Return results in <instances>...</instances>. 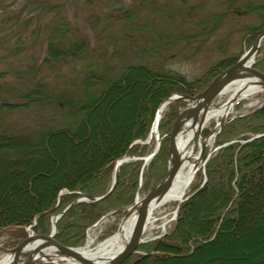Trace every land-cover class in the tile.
Wrapping results in <instances>:
<instances>
[{
  "label": "trees",
  "instance_id": "obj_1",
  "mask_svg": "<svg viewBox=\"0 0 264 264\" xmlns=\"http://www.w3.org/2000/svg\"><path fill=\"white\" fill-rule=\"evenodd\" d=\"M74 1L24 0L19 10L11 13L10 8L15 2L0 0V47L6 50L8 59L26 52L16 66L11 65L14 69L0 73V244L3 246L19 244L25 238L24 228L31 226L37 216L34 230L46 233L51 215L59 214L79 196L93 198L105 195L110 189L116 161L124 155L140 157L148 152L149 145L135 142L145 140L149 135L159 104L175 93L196 95L235 63L233 60L219 61L206 70L203 78L188 81L180 72L165 65H127L115 57L118 63L113 66L107 63H113V58L101 62L99 56L88 61L91 50L87 34L80 31L67 14ZM89 2L91 0H86V5ZM152 7L156 12L155 6ZM245 8L247 10L241 9V6L231 7L235 9L234 14L244 15L249 10L260 19L258 26L246 28L243 38L246 47H249L264 31V4ZM176 13L183 14V10H175L171 16L167 13L165 17L175 18ZM83 19L86 22L91 20L90 17ZM142 28L133 20L128 27L124 26L117 32L120 33L119 40L130 47L127 60L142 52V43L134 35L136 32L144 34ZM126 30L128 33L122 36L121 32ZM29 36L44 39L42 59L36 58L33 52L27 53L33 44L30 48H23ZM179 37L176 36L175 40ZM116 38L113 46H116ZM169 39L172 40V36L164 39L162 34L157 35L154 43L161 46L157 47V55L165 54L164 58L169 55L165 52V42H170ZM69 63H73L71 68L77 74L72 81L67 75L70 71L67 73L62 67ZM254 66L264 73V46ZM58 68L62 72L42 76L44 70L54 72ZM11 78L17 86L10 84L8 80ZM129 78L130 88L125 93L131 94L137 110L130 117L131 122L125 131L114 129L116 143L111 145V140L107 139L110 133L106 123L108 113L116 110L117 95L124 92L120 87ZM18 83L24 85L21 90ZM11 98L17 104L12 105ZM180 103H170L158 125L160 136L165 135L166 139L142 174L141 190L147 192L152 189L167 173L168 135L177 118ZM106 107L105 115L102 111ZM32 111L37 112L42 120L23 128L17 122V114ZM64 141L71 151L80 150L71 157L74 170L70 171V166H65V169L62 166L65 170L62 178L61 175L53 176L45 184L42 179L37 184L40 179L36 177L37 173L45 163L55 169L60 165L59 160L55 159V162L54 158L58 150L61 155L64 154L61 148ZM89 142H94L95 147L88 149V153L85 151L84 155ZM224 143L230 144L210 154L204 165L206 182L203 185L202 172H197L196 182L190 187V193L194 194L182 203L168 235L162 240L142 244L140 252L123 264H174L195 256H200V259L193 264H236L219 257L225 254L222 249L225 242L221 241L231 236L233 239L226 244L227 247L232 244L243 246L261 237L264 233V104L247 114L227 117L213 144L219 147ZM142 163L131 160L122 164L117 185L105 199L71 206L58 220L57 241L66 246H82L88 229L105 214L131 205L135 193L139 191ZM55 178L57 181L53 180ZM34 179H37L36 182H33ZM151 184L154 185L150 187ZM9 190L15 192L18 200L12 208L6 207L5 195ZM21 190L31 193L27 196L28 203L20 200L23 196ZM62 191L65 193L57 206ZM247 225L253 230L247 236H253L249 239L241 235ZM6 233L7 238H4ZM219 243L220 247H217Z\"/></svg>",
  "mask_w": 264,
  "mask_h": 264
},
{
  "label": "rangeland",
  "instance_id": "obj_2",
  "mask_svg": "<svg viewBox=\"0 0 264 264\" xmlns=\"http://www.w3.org/2000/svg\"><path fill=\"white\" fill-rule=\"evenodd\" d=\"M9 1L10 3L15 2V4L10 8L11 13H13V11H18L21 4L24 5V0H20L18 2H16V0H9ZM259 3L264 4V0H229V2L228 0H91V3L89 2L88 5H86L87 4L86 0H79V1L76 0L74 1L73 4L69 6L67 14L70 20L73 21L74 25L79 27L80 31H83L87 34L86 36L89 39L88 45L91 50L90 51L91 55L88 56V61L91 59L96 60V58L99 56L101 62L113 58L112 60L113 63L107 61L109 65H113V66H117L116 64L118 63L117 61L114 60L115 57L120 58L121 61H123L127 65L147 64L149 66H154V67H160L161 65H165L166 68L180 72L182 75L186 77L188 81H193L199 78H203L204 75L206 74V70H208L210 66L214 65L219 61L233 60L237 62L238 58H241L243 53L247 51L249 47H251L253 43L249 47H246L243 37H245L244 35L246 33V28L258 26L260 24V19L254 16V14H251L249 10L245 12L244 15L234 14L233 11L235 9L232 10L231 7L241 6V9L247 10L245 6L252 7L255 4H259ZM141 4L143 7L140 6ZM149 6H151L152 9L149 8ZM152 6H155V9L157 10L156 12L153 10ZM175 10L178 11L183 10V14L176 13L175 18H170L169 16L165 17L168 15L167 13H170V16L174 15L173 13L175 12ZM87 17L91 18L89 22H86L83 19ZM128 17H132V18H128ZM133 20H134V24L143 27L142 30L144 34H141L140 32H136L134 34L135 37L139 40V42L142 43V47H140L142 52H139V55H137L136 57L127 60L126 57L128 55V52L130 51V47L125 45L126 43L125 41L119 40L120 33L117 32L123 29L124 26L128 27L131 21ZM106 27H108V29H106ZM14 30L15 28L12 31ZM121 33L123 36L124 34L128 33V30L124 31V33L123 32ZM159 34H162V37L164 39L165 37L170 38L172 36V40L170 39L168 40L170 42H165V47L167 48L165 52L169 54L167 55L166 58H164L166 56L165 54L161 55L158 53L157 55L156 52L158 49L157 47H161L159 45L156 46V44L154 43V39ZM176 36L178 37L181 36V38L179 37L176 41L175 40ZM26 38L27 36L25 37V39ZM115 38H116L115 40L116 43L114 44H116V46H113L112 42ZM14 44L15 42L12 44V46H14ZM31 44H33V47H31ZM44 46H45L44 39H40V38L35 39V37L29 36V39L25 40L23 48L31 47V50H28L27 53L29 54L33 52L36 54V58L40 57V59H42L41 57H43L44 55ZM24 55H26V52L22 53V55L16 58L12 57L8 59L6 57L8 56L6 50L4 51V49L0 47V73L6 72L8 69L10 70L11 65L16 66L17 62L22 60ZM72 65L73 63H69L65 66H62L67 73L70 71L67 75L69 77V80L71 81L75 80L77 76L75 71H73V69L71 68ZM253 67L255 68V66ZM11 69L14 68L12 67ZM57 72H62V70L60 68L56 69V71L54 72H50V70H44L42 76L48 77L49 74L52 75V73H57ZM8 81L10 82V84L12 83L14 84V86L16 85L15 80H12V78ZM130 84H131V78H129L125 83H122L120 88L124 92L121 93L120 95H117L118 99L115 106L116 110L108 113L109 117L107 118L106 123L108 125L107 128L110 133L107 139L111 140L110 142L111 145L116 143L113 134L114 129L115 131L116 130L125 131L127 125L129 124V122H131V120L129 121L130 117L134 115V112L137 110V106H136L137 104L133 103L131 94L125 93V91H129ZM22 86L24 85L18 83V87L20 90L21 88H23ZM175 94H179V93H175ZM227 98H228L227 94L218 96L217 98H215L214 101H212L211 106L215 108L220 107L226 102ZM10 102L12 103V105L17 104V102L12 101V98ZM186 104L187 103L185 102L183 105L179 107L178 113L179 111L183 110ZM263 104H264V91L261 92V94L255 95L251 99L239 100V102H237L234 105L235 110L233 111V115L247 114L249 110L252 109L254 110L256 108H259ZM249 106L251 108H247ZM32 112L33 113L30 112L23 115L22 113L25 112L17 114L16 117L18 119L17 122L21 123L23 128H28L29 125H32L42 120V117L39 116L37 112L35 111ZM102 112L106 115L107 107L106 110ZM117 112H119V115H117ZM214 122L215 121L212 120L209 123L207 129L203 131L204 134L210 133L214 129V127L216 126V123ZM160 135L161 133L159 132V137L162 144L163 140L166 139V136L165 135L160 136ZM213 143L214 142H212V144L207 147L206 153L204 154L205 158H207L208 156L210 158L211 156L210 154H212L217 150V147L213 146ZM97 146H99V144ZM153 146L154 144L149 145V150L144 156H140V157L134 156L131 158L146 157L152 152L154 148ZM93 147H95V143L89 142L88 146L84 149L83 152L84 155H86L85 151L86 153H88L89 152L88 149H91ZM61 148L63 150L62 153L64 154L61 155V153L58 150L54 158V160L57 159L60 162V165L57 167V169H55L53 166L52 168L49 167V165H47L44 162L45 165L42 167V170L39 173H37L36 176L40 178L38 179L39 182H36L37 179H34L33 182L40 184L42 179V183L45 184L53 176L56 177L58 175L59 176L61 175L60 178H62L63 172H65V170L63 171L62 169L63 168L65 169V166H70L69 168L70 171L74 170L73 167L74 160L72 159L73 158L72 155L75 156L77 153L80 152V150L71 151V148L66 141H64ZM169 148H170V136H169ZM103 149L104 148H102L101 151H103ZM168 156H169V149H168ZM68 160L70 162H68ZM168 160H167V169H168ZM82 162L84 163L83 160ZM62 166L63 168H61ZM200 166L201 167L200 169H198V171L201 170L203 175L205 173V166L203 165ZM53 180L57 181V178ZM111 180H110V186L112 184ZM195 182H196V177L194 178L192 185H194ZM205 182H206V176L203 175V181L201 185H203ZM153 185L154 184H151L150 187ZM139 190H140L139 192L135 193V197L132 200L133 203L136 200H138V198L142 199L148 193V191H150L148 190L146 192L145 190H141V189ZM22 191L23 190H21V192ZM190 191L191 189H189V191L186 193L184 197L185 200L183 202L188 200L189 197L193 196L194 193L193 192L190 193ZM30 194L31 193H29L28 191H23L21 193V196L22 195L23 196L22 199L20 200L24 201L25 203H28L27 196L28 197L31 196ZM59 194H60L59 196H61V193ZM14 195L15 192L12 193L10 190L8 194L5 195V198L8 203L6 206L7 208H12L14 204L17 203L18 200H16ZM177 206L178 205L175 202L169 203L163 206L162 208L158 209L154 213V218L157 219L155 220V227L148 226L146 231H144L145 239L143 240L142 244H148L150 242L162 240L164 237L168 235L174 222H176L175 219L178 218L180 209L178 208L179 210H177L176 209ZM66 208L61 210L59 213H62L64 210H66ZM122 208H118L111 212H108L97 223H95L92 227H90L87 231L85 242L90 236L93 239L92 246L96 247L103 241L115 235L116 232H118L122 224V221L126 219V215L128 212L127 210L121 211L120 209ZM53 216L54 214H52L49 219V226H48L49 228H47L46 233H39L34 229L27 232L28 227H25L24 228L25 231L23 230L25 233V238L28 237L31 231H33L35 234H45V235L50 234L51 233L50 225H52L51 218ZM38 218L36 219L35 217L34 219V223L36 221V225L38 223ZM199 218L200 217H198L197 219ZM167 220L169 221V223L166 224L164 229H162L163 224L165 223L164 221ZM242 230L243 231L241 232V235L245 239H249L253 237V236L247 237L248 235H251L253 232L252 228L249 227L248 225ZM3 236L4 238H7V233ZM232 239L233 238H231L230 236L228 238H225L224 241H221L223 243L225 242L224 244L221 243L222 246H224V248L222 249H224L225 254L219 257L226 258L228 261H232L233 263L236 264H264V233L261 234V237L259 238L256 237L253 239L252 242L250 243L248 242L243 246H240L239 244H232L230 247L228 245L229 247L228 248L226 244L231 242ZM1 245L2 244H0V246ZM17 245L18 244H13L10 246L2 245L1 247L10 249L16 247ZM83 246L84 245L74 248H81ZM216 246L220 247V243L217 244ZM139 252L140 250L138 249L137 253ZM6 254L7 253L3 251V249H0V259H2ZM59 255L63 257H68L67 255L64 256L61 253ZM27 256L28 254H23L20 259L24 260ZM198 259H200V256H195L194 258H191L189 260H182L179 262H175L174 264H193L196 261H198ZM43 264H52V263H43ZM60 264H67V263L61 262Z\"/></svg>",
  "mask_w": 264,
  "mask_h": 264
},
{
  "label": "bare ground",
  "instance_id": "obj_3",
  "mask_svg": "<svg viewBox=\"0 0 264 264\" xmlns=\"http://www.w3.org/2000/svg\"><path fill=\"white\" fill-rule=\"evenodd\" d=\"M252 68V60L250 59L246 64L244 70L242 71V74L239 79L231 83L227 88L222 90L221 94L222 95H228L227 100H231L232 98H238V99H251L255 95L261 94L263 92L262 86L257 84V79L253 71L250 69ZM197 95V94H196ZM194 96V95H193ZM226 100V102H227ZM224 103L220 107H212L209 108L207 112H205V117L202 120V123H194L192 119L188 120L185 115L182 116L181 118V124H179L178 129L176 133L174 134L172 138L173 144L171 145V158H170V164L172 165L176 161H181L183 163V166H181L180 171L178 172L177 176L174 177V181L171 185V187L168 189V191L165 193L164 196H155L154 199L151 201L150 208H149V214L147 216V226H152L155 227V220L154 218V213L165 206L166 204L169 203H176L177 205L184 199L186 193L189 191L193 181H194V176H196L195 173V165L198 164L199 160V152H200V147L201 144L206 145L209 144L210 146L212 142L215 140V137L217 136H212L210 139H206L207 136H210V133H213L211 131L210 133H207L206 137L203 136V131L207 129V126L209 123L214 120L216 124L220 122L222 118H227L230 115H233L234 105H232L230 102ZM247 108H251L250 106ZM168 105H165L160 108L158 112V120L155 121L154 117V125H151L153 129L158 127L157 131L159 133V126L160 122L163 118V114L167 111ZM156 115V114H155ZM200 115H203V110H201ZM159 125V126H158ZM221 130V129H220ZM218 131V133L220 132ZM151 133V131H150ZM149 133V134H150ZM153 133V132H152ZM171 133V132H170ZM217 133V134H218ZM149 136V135H148ZM202 136V137H201ZM147 137V136H146ZM198 137H201V141L198 144ZM259 136H255L254 138H257ZM205 138V139H203ZM148 139L149 143H146L147 145L154 144V148L150 154L153 153L155 146L157 145L158 140L156 139V135L152 134L151 139L150 137L146 138L145 140H139L135 143H141L144 144L143 142ZM161 142V141H159ZM234 142V141H233ZM232 143V142H230ZM230 143H224V145L219 146V148L223 146H227ZM161 148V144L159 146ZM159 148V150H160ZM158 150V152H159ZM156 153V155L158 154ZM149 154V155H150ZM147 155L146 157H148ZM155 155V156H156ZM154 156V157H155ZM123 157H129V155H124ZM121 157V158H123ZM141 157V158H133L131 160H140L142 161V167H141V176H140V182H139V189H142V174L145 171V169L149 166L150 163H146ZM119 160V159H118ZM130 160V161H131ZM129 162V161H128ZM124 164V163H123ZM116 165V164H115ZM122 166V165H121ZM115 169V168H114ZM114 174V172H113ZM138 189V190H139ZM140 191V190H139ZM138 191V192H139ZM67 192V191H66ZM62 195L65 193V191L61 192ZM61 195V196H62ZM85 195L79 196L77 199L73 201V203L76 200L82 199L80 202H89L86 201L84 198ZM60 200L58 199L57 206L59 205L61 201V197L59 196ZM97 198V197H93ZM140 200L138 198L137 200V206L132 210L131 214L129 217H127L124 221H122V224L116 232L115 235L111 236L107 240L103 241L96 247L92 246L93 239L89 236L87 241L83 244L84 246L81 248H78L79 254L84 257L86 260L99 263V264H105L108 263L111 259L114 257L120 255V253H124L125 248L127 246V242H129V239L131 237L133 228L135 226V221L137 220V211L139 207ZM79 202L73 204L76 205ZM72 205V204H70ZM69 205V206H70ZM72 205V206H73ZM68 206V207H69ZM55 216L52 218V225H50L52 228L55 227ZM165 223L163 224L162 229L166 226V224L169 223V221H164ZM29 234H32L31 232ZM34 234V233H33ZM44 243V240L42 241L41 239L34 240L28 246L26 247L29 250H33L34 248L38 247ZM14 255L13 253H8L6 254L2 259H0V264H11L13 262ZM39 257L41 262L40 263H52V264H60L61 262H65L67 264H79L75 259L71 257H63L60 256L56 250L55 247L50 245L45 246L43 249V252L39 253Z\"/></svg>",
  "mask_w": 264,
  "mask_h": 264
},
{
  "label": "water",
  "instance_id": "obj_4",
  "mask_svg": "<svg viewBox=\"0 0 264 264\" xmlns=\"http://www.w3.org/2000/svg\"><path fill=\"white\" fill-rule=\"evenodd\" d=\"M264 46V31L261 32V34L259 36H257V39L253 42V44L251 45V47H249V49L247 51H245L243 53V55L241 56V58H238V61L236 63H234L233 65L229 66L228 68L224 69L214 80H212V82L208 85V87L204 90L201 91L200 93H198L197 95H179V94H175L170 96L169 98H167L166 100H164L161 104H159V107L156 111V115H155V121L158 120V112L160 110L161 107L165 106V105H169V103L172 102H176V101H180L181 104H184L185 102L187 103L186 106L183 108V110L179 111L177 119L175 120L171 133H170V148H169V160H168V169H167V173L165 175V177H163L164 179L157 184L155 187H153L152 189H150V191H148V193L140 200L139 203V207L137 211V220L135 221V226L133 228L131 237L129 239V242H127V246L125 248L124 253H120V255L114 257L113 259H111L108 263L105 264H123L127 259H129L132 255L136 254L138 252V249L140 247V245L143 243V238H144V231L146 230V226H147V216L149 214V208H150V204L151 201L154 199L155 196L159 195V196H164L165 193L168 191V189L171 187L173 181H174V177L177 176L178 172L181 169V166H183L182 160L181 161H176L174 162L172 165L170 164V156H171V148H172V138L174 136V134L176 133L179 124H181V118L183 115H185V117L190 120L192 119L194 121V123H202L203 118L205 117V112L208 111L209 108H212L211 104L212 101L215 100V98H217L221 92H223L222 90H224L225 88H227L231 83H233L234 81H236L237 79L240 78L242 71L244 70L243 68H245V64L251 59L252 60V68H250L253 73L256 76L257 79V84L262 86L263 91H264V73L255 69L254 63L256 61V57L259 56L260 51L262 50ZM239 100L242 99H238V98H232L231 100H227L226 103L230 102L232 105H234L235 103H237ZM201 110H203V115H200ZM226 118H222L220 120V122H218V124H216V126L214 127V129L212 130L213 133H210V136L206 139H210L212 136H216L218 131L221 129L222 123ZM155 123V122H154ZM153 123V125H154ZM158 127H156L155 129H151V133L149 134V136H147L148 138L151 136L152 134L156 135V139L158 140L157 145L155 146V149L153 151L152 154H150L148 157L142 158L146 163H150L151 160L154 158V156L156 155V153L159 150V146L161 144L160 141V137H159V133H158ZM153 132V133H152ZM200 134L201 130H200ZM204 136V135H203ZM202 137V136H201ZM201 137H198V146L201 141ZM206 137V136H204ZM205 139V138H203ZM205 139V140H206ZM144 144L149 143L148 139L146 141L143 142ZM209 144L206 145H202L200 147V152H199V160H198V164L195 165V173H197L198 169H200V165H205L206 161L208 160L209 156L205 159V153L207 150ZM133 158H129V157H123V158H119V160H117L116 165H115V169L114 170V174H113V179L112 184L110 189L108 190V192L101 196V197H97V198H92L89 197L87 195L84 196L86 201L90 202H98L101 201L103 199H105L107 196H109L114 190V188L117 185V181H118V177H119V171H120V167L123 163H126L128 161H130ZM62 195V193H61ZM61 197V196H60ZM60 200V198H59ZM82 199L80 200H76L73 204L80 202ZM185 199H183L177 206V210H179L178 208L181 207L182 202ZM137 200L130 206H127L125 208L120 209L121 211L127 210V215L126 218L130 216L132 210L137 206ZM70 205L69 207L66 208V210H64L62 213H60L59 215H55V227L52 228V231L50 234L45 235V234H35L33 231H31L32 234H29L27 238H25L21 243H19L16 247L14 248H2L0 246V249H3V251H5L7 254L8 253H13L14 257L13 262H11V264H39L41 262L40 257H39V253L43 252V249L45 248V246H49L52 245L55 247V250L58 254H63L64 256H68L71 257L73 259H75L79 264H99V263H95V262H91L86 260L84 257H82L79 252H78V248H74L71 246H66L63 245L62 243H60L59 241H57L56 239V234L58 232V227H57V221L58 219L72 206ZM39 216L36 217V219ZM36 225V221L34 223V225L30 226V228H28L27 230L30 231L32 230V228ZM34 233V234H33ZM37 239H41L42 241L44 240V243H42L41 245H39L38 247L34 248L33 250H29L26 247L28 246V244H30L31 242H33L34 240ZM25 253H28V256L24 259L21 260V256Z\"/></svg>",
  "mask_w": 264,
  "mask_h": 264
}]
</instances>
